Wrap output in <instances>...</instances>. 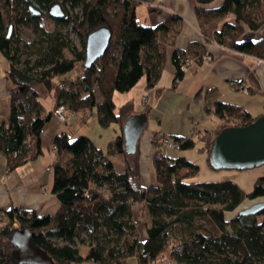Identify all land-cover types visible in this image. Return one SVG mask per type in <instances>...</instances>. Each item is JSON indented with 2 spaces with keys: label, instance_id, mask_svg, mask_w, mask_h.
I'll return each instance as SVG.
<instances>
[{
  "label": "trees",
  "instance_id": "16d2710c",
  "mask_svg": "<svg viewBox=\"0 0 264 264\" xmlns=\"http://www.w3.org/2000/svg\"><path fill=\"white\" fill-rule=\"evenodd\" d=\"M143 1L149 0H0V50L9 63L6 76L15 85L8 119L0 120V153L7 170L41 155L40 134L55 106L65 105L70 112L94 107L101 126L117 123L120 132L106 151L85 134L71 138L68 131L56 133L51 142L57 157L51 190L59 206L49 215L18 206L4 212L0 264H19L10 238L23 227L56 264H264V209L247 215L236 210L246 201L264 198V176L257 177L247 192L230 180L194 181L199 166L169 152L152 160L153 180L145 184L137 149L133 154L125 150L122 127L134 108L127 100L116 111L114 94L130 90L142 75L145 89L156 87L159 94L166 47L181 27L174 14L156 25L138 22L135 8ZM195 1L205 42L264 59V0H221L216 6L213 0ZM52 2H58L66 15L56 19L61 28L47 30L39 19L49 15ZM225 16L232 19L216 27ZM19 26L30 27L33 36L24 45L25 53L15 35ZM98 27L109 29V45L85 68V41ZM68 29L77 35V44ZM250 31L258 37L246 38L244 33ZM171 52L173 89L183 79L185 66L192 69L209 56L203 41L196 39ZM37 84L49 93L56 87L52 108L40 100ZM249 91L262 92L259 86ZM150 110L146 105L139 113L147 116ZM205 111L219 119L206 137H200L198 150L206 153L207 161L214 137L223 128L243 126L262 115L253 116L243 106L223 100ZM173 136L180 141L178 149L196 144L192 137ZM112 153L121 155L123 170L114 168ZM139 202L145 204L149 219L144 239L138 237L132 214ZM226 212L232 214L226 217Z\"/></svg>",
  "mask_w": 264,
  "mask_h": 264
},
{
  "label": "crops",
  "instance_id": "0c3cea01",
  "mask_svg": "<svg viewBox=\"0 0 264 264\" xmlns=\"http://www.w3.org/2000/svg\"><path fill=\"white\" fill-rule=\"evenodd\" d=\"M141 3L148 6L150 25H156L173 14L181 19L180 32L174 39L173 44L167 45L163 63V70L165 69L168 75L171 76V82L175 69L174 64L171 62V51L173 48H184L190 41L200 40L205 44L209 59H203L202 63L193 65L190 71L191 75H195V77L199 76V74L201 76L198 77L193 90L194 96H196L197 91H200L198 100H196L201 104V100L204 99V110L209 106L211 107L215 101L223 100L243 106L253 116L264 113V62H260L252 55L239 53L218 43L205 42L199 27V18H197L195 13V0H149ZM228 19L231 20L232 17L225 16L224 19L216 24V27L217 25L219 27L221 22ZM244 35H247V32ZM5 70H0V120L6 122L10 108L9 97L15 89V85L8 80ZM186 77L191 80L192 76H186L185 73L183 80H181L184 81ZM181 80L179 82H182ZM252 86H259L262 92L251 93L249 88ZM190 90H192V87ZM173 91L170 88L169 92L173 93ZM56 92L49 93L50 103L49 106L45 105L46 108L53 107ZM149 97V102H152L150 108L153 110L154 107L160 104L161 99H154L153 95ZM74 114L75 112H73L72 116ZM60 131H66L65 125L59 123L56 117L52 116L45 123V127L40 134L41 155L35 160L15 167L14 170H7L6 159L0 153V212L4 213L15 206L25 210H33L41 215L53 214L56 211L60 201H58L51 190L53 170H49L46 166L51 160V142L56 133ZM154 133L149 134L145 140L144 166H141V172L144 175L141 178L145 184L153 180V176L149 173V159L151 155L150 139ZM261 176H264V170ZM132 208L133 219L136 222V230L139 234V230H142L139 221L141 219V223H143L142 218H146V216L144 217L145 204L139 202L133 205ZM6 220L7 217L5 216L3 221H0V230L5 226Z\"/></svg>",
  "mask_w": 264,
  "mask_h": 264
},
{
  "label": "rangeland",
  "instance_id": "374dc122",
  "mask_svg": "<svg viewBox=\"0 0 264 264\" xmlns=\"http://www.w3.org/2000/svg\"><path fill=\"white\" fill-rule=\"evenodd\" d=\"M221 0H213L211 5L216 6L220 3ZM67 9L71 11L69 5H66ZM0 8L2 6L0 5ZM73 10H77L74 8ZM136 20L145 25H150L151 20H149L148 15V6L144 3H138L136 5ZM39 24L43 25V27L47 30L51 29H59L63 24L57 22L55 18L49 15H42L39 19ZM64 30H67L65 28ZM69 30V29H68ZM16 37L19 38L18 44L22 46L23 52L25 53L24 45L30 41L33 37L31 28L26 26H19L16 30ZM69 35L73 39L75 44L78 43V37L75 33L69 30ZM259 33L249 32L245 35L246 38H255L258 37ZM27 49V48H26ZM68 55V52L66 51ZM209 59V58H207ZM206 59V60H207ZM260 62H264V59L260 60ZM9 66L8 60H6L5 56L2 54L0 50V70L7 69ZM191 68L188 67L186 71V76H192L191 80L185 78L184 81L179 82L175 87L174 91L171 85V76L163 70L161 73V78L158 81V86L161 87V92L159 94L156 93V87L151 89H145V76L142 75V78L139 79L128 91H120L115 92L114 101H115V110L118 111V107L126 100H132L133 110L132 113H139V110H143L144 106L151 105L150 97H154V99L160 98L161 102L158 106L154 107L153 110H150L147 114V123L143 129V132L140 134V137L137 142L138 145L136 147L137 153L139 154V171L140 175L141 166H144V146L145 140L148 138L149 134L154 133L150 139V159H149V173L152 174V160L156 159L155 151L158 146V136H161V132L164 134H174L183 137H192L195 140L196 144L194 147L189 149H178L171 150L173 156H184L187 160L195 162L199 166V173L193 176L191 179L194 181L201 180H230L232 182H237L244 192L250 191L256 182V178L263 175L264 164L256 165V167L245 168V169H236V168H223V169H214L211 167L209 161H207V155L203 151H199L202 140L200 137H206L210 131H212V127H214L217 122L219 123V119L212 114L211 112H206L204 110V99L201 100V104L197 102L199 96H194L193 88L196 85L199 76L191 75ZM200 79V78H199ZM192 87V90L190 88ZM36 90L39 92L40 100L45 103L46 106H49L50 103V95L49 92L44 88V86L37 84L35 85ZM170 88H172L173 93H170ZM52 93L56 92V87L51 90ZM145 96V97H144ZM144 97V98H143ZM146 98V99H145ZM197 99V100H196ZM154 102V100H153ZM1 103V102H0ZM58 106H55L53 109V117H56L59 123L65 125V130L71 135V138L77 137L79 134H86L90 137L95 144L102 147L105 151L107 150L108 142L114 138L117 134H119V126L117 123H111V125L107 127H103L99 124L97 120V111L95 108H81L75 111V114L72 116L73 112L66 107V110H63V117L58 116L55 113V109ZM136 110V111H135ZM132 115V114H131ZM148 130V131H147ZM149 141V140H148ZM135 155V154H134ZM133 155H131L132 158ZM50 157L51 160L46 166L49 170H53L52 164L57 159L56 151L53 148H50ZM111 160L113 162L114 168L118 171L123 170V159L121 155L112 153L110 155ZM143 170V169H142ZM45 187V186H44ZM45 189V188H44ZM257 200H264V198H258ZM245 202V201H244ZM252 204V203H251ZM250 205V201H246L242 203L236 210L246 208ZM232 213L226 212V217H229ZM146 220L143 219V223H141V219L139 224H141V229L139 230L138 237L145 238L146 237V225L149 223L147 209L145 211ZM262 218L261 215H258V220ZM3 221V218H2ZM145 222V223H144ZM139 228V227H138ZM144 232V234H143ZM84 247V246H83ZM83 247L81 250L83 251Z\"/></svg>",
  "mask_w": 264,
  "mask_h": 264
},
{
  "label": "water",
  "instance_id": "95a60500",
  "mask_svg": "<svg viewBox=\"0 0 264 264\" xmlns=\"http://www.w3.org/2000/svg\"><path fill=\"white\" fill-rule=\"evenodd\" d=\"M47 14L58 20L66 15L58 2L50 4ZM10 30L11 26L9 32ZM110 37L107 27H98L89 33L85 41V68L107 50ZM124 121L123 143L126 152L133 154L147 123V116L144 113H132ZM209 150L208 160L214 169H245L264 164V114L249 124L223 128L214 137ZM262 209L264 200H257L246 208L239 209L238 214H257ZM10 242L15 247L12 253L19 264H56L52 256L33 243L28 227L16 228Z\"/></svg>",
  "mask_w": 264,
  "mask_h": 264
},
{
  "label": "built area",
  "instance_id": "2783aa9c",
  "mask_svg": "<svg viewBox=\"0 0 264 264\" xmlns=\"http://www.w3.org/2000/svg\"><path fill=\"white\" fill-rule=\"evenodd\" d=\"M204 58L207 59V58H209V56L207 55ZM186 62L189 63L190 60H186ZM184 69L187 71L188 68L185 66ZM61 86H62V84L59 85V87H61ZM66 107L67 106H65V105H58V107L54 110L56 115L63 117L62 111L66 110ZM161 134L162 135L158 136V138H157L159 144L156 147V151H155L156 157H161L162 155L169 153L171 150H178V148L180 146V141L178 139H176L173 135H169V134L165 135L162 132H161ZM51 148H53L54 151L56 150V147L53 145H51ZM4 215L5 214L3 212H0V221H2V218ZM167 264H170V262L167 261Z\"/></svg>",
  "mask_w": 264,
  "mask_h": 264
}]
</instances>
